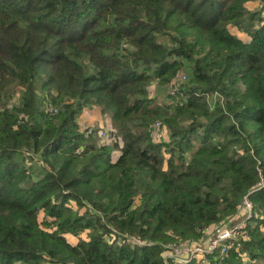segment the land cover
<instances>
[{"label":"trees","instance_id":"1","mask_svg":"<svg viewBox=\"0 0 264 264\" xmlns=\"http://www.w3.org/2000/svg\"><path fill=\"white\" fill-rule=\"evenodd\" d=\"M0 103V264H165L246 195L250 239L209 258L264 264V0H0Z\"/></svg>","mask_w":264,"mask_h":264},{"label":"built area","instance_id":"2","mask_svg":"<svg viewBox=\"0 0 264 264\" xmlns=\"http://www.w3.org/2000/svg\"><path fill=\"white\" fill-rule=\"evenodd\" d=\"M184 80H186L185 75L176 78L173 89L177 90L180 83ZM97 132L100 137H109L111 141L115 140L113 131L114 136L111 135L112 132H108L103 127H98ZM239 210L242 216L244 215V219L240 222L233 225H230L232 224L231 222H227L220 229L205 228L197 240H179L177 243L168 244L163 253L165 264H189L193 261L200 262V264H211L210 256L218 255L222 257L230 251H240L244 242L250 239L248 221L254 218L253 205L248 195L243 198L242 203L239 205ZM113 232L117 233L116 231ZM120 242L121 244L130 245L144 244L140 237L135 236H122ZM243 256L244 259L247 258L246 254H243Z\"/></svg>","mask_w":264,"mask_h":264},{"label":"rangeland","instance_id":"3","mask_svg":"<svg viewBox=\"0 0 264 264\" xmlns=\"http://www.w3.org/2000/svg\"><path fill=\"white\" fill-rule=\"evenodd\" d=\"M237 36H241V35H237ZM241 37H243V36H241ZM183 73H185V74H187V75H189L186 71H183ZM182 76V73H181V75H180V77ZM186 79H187V77H186ZM185 81V80H184ZM175 83V79L171 82V84L169 85V86H167V88L165 87V86H162V87H159L158 85H152L153 87L151 88V90H150V93H149V95H150V97H164L165 96V94L166 93H174L175 91V89H173V88H169V87H171V86H173V84ZM168 90H170V91H168ZM23 91H24V88L21 90V87H18L17 88V90H16V92L14 93V95L11 97V99H10V101H9V103L6 105L7 107H10L11 108V106H13L15 103H17V102H19L20 101V99H21V97H22V95H23ZM217 97V95H214L213 97H211L209 100L210 101H214L215 100V98ZM50 103L52 104V101L50 100ZM3 103H0V108H3V105H2ZM86 107H88V106H85V108ZM94 108V107H93ZM58 109V108H57ZM56 109V110H57ZM95 109L97 110V111H100V112H102L101 111V109L100 108H98V107H95ZM82 113V112H81ZM81 113L79 114V115H81ZM100 118L101 119H99V121H101V122H103V124L102 125H100V127H103V128H105V129H107V131L108 132H114L115 133V140H110L109 139V137H100L99 135H98V132H97V128L99 127V126H94V127H92V126H89V125H87V124H81V128H80V130L81 131H85V132H87L88 134H90V133H92V131L94 130V129H96V132H97V136H96V134H93L94 135V137H95V139H96V142H97V144H100V145H102V144H112V143H114L116 140L118 141L119 140V138H118V136H117V132H116V129L115 128H113V126H112V122H111V118L109 117V116H107V114H103V113H101L100 114ZM78 122H79V118H78ZM81 122V121H80ZM79 122V123H80ZM98 122V121H97ZM84 129V130H83ZM111 133V135L112 136H114V133ZM153 134H154V137L157 139V140H169V133L167 132V130L165 129V128H161L160 126H159V124L157 123L156 124V127H155V129H154V132H153ZM119 153V152H118ZM29 154V153H28ZM29 156H33V153H31V154H29ZM26 162H27V164H29V165H32L33 167H39V166H43V165H45V163L42 161V160H40L39 159V157H36V156H34L33 158H27V160H26ZM249 196V195H248ZM249 200L251 201V203H252V205H253V211H254V218L257 216L256 214H255V205H254V203H253V201L250 199V197H249ZM74 207L75 208H77V206H76V204H74ZM83 210V209H82ZM242 211V210H241ZM239 212H240V210L238 211V214H236V216L233 218V219H231L230 220V222L232 223V224H230V225H233V224H235V223H237V222H240L241 220H243L244 219V215L242 216V213L240 212V214H239ZM238 217H240L239 219H240V221H238L239 219H238ZM236 218V220H234ZM253 219L251 218L248 222L249 223H252V224H255V221L253 220ZM252 221V222H251ZM247 222V223H248ZM248 223V224H249ZM222 226H224V225H221V226H219L217 229H220ZM205 228H208V227H205ZM205 228H203V229H205ZM210 228V227H209ZM203 229H201L200 231L202 232V230ZM201 232H200V235H201ZM113 235V237H116L117 236V234L116 233H113L112 234ZM83 236H85V234L83 235ZM67 238H68V240L71 242V243H77L78 242V237H76V236H72V235H68L67 236ZM119 238H120V236H119ZM165 251V250H164ZM164 253V252H163ZM189 264H200V262L198 263V262H195V261H193V262H190Z\"/></svg>","mask_w":264,"mask_h":264},{"label":"crops","instance_id":"4","mask_svg":"<svg viewBox=\"0 0 264 264\" xmlns=\"http://www.w3.org/2000/svg\"><path fill=\"white\" fill-rule=\"evenodd\" d=\"M101 113L102 112L97 111L95 109V107L94 108L93 107H86V108L84 107L81 115H79V122L81 121L79 124L81 125L83 123V124H87V125L92 126V127H94L95 125L100 127V125L103 124V122L99 121V119H101L100 118ZM239 218L240 217H238V219ZM234 220H236V218ZM238 221H240V219Z\"/></svg>","mask_w":264,"mask_h":264}]
</instances>
